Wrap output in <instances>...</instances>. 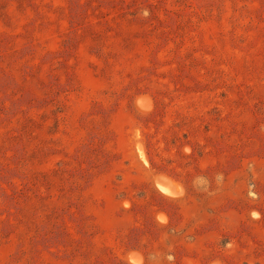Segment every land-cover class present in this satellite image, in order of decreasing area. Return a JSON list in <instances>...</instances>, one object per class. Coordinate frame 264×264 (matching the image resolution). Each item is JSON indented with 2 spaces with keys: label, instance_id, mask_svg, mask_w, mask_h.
Here are the masks:
<instances>
[{
  "label": "rangeland",
  "instance_id": "374dc122",
  "mask_svg": "<svg viewBox=\"0 0 264 264\" xmlns=\"http://www.w3.org/2000/svg\"><path fill=\"white\" fill-rule=\"evenodd\" d=\"M182 1L0 0V264H264V0Z\"/></svg>",
  "mask_w": 264,
  "mask_h": 264
},
{
  "label": "trees",
  "instance_id": "16d2710c",
  "mask_svg": "<svg viewBox=\"0 0 264 264\" xmlns=\"http://www.w3.org/2000/svg\"><path fill=\"white\" fill-rule=\"evenodd\" d=\"M194 0H183L182 2H180L178 5L181 7V8H188L190 6H188L189 4H191ZM200 5H202L201 8H204V9H211L213 7H215L217 5L216 1L214 0H198ZM219 4V2H218ZM139 16H141L143 19L144 18H148L149 16H151V12L147 9H141L140 10V14ZM146 149L148 150V147L146 145Z\"/></svg>",
  "mask_w": 264,
  "mask_h": 264
},
{
  "label": "bare ground",
  "instance_id": "6f19581e",
  "mask_svg": "<svg viewBox=\"0 0 264 264\" xmlns=\"http://www.w3.org/2000/svg\"><path fill=\"white\" fill-rule=\"evenodd\" d=\"M163 181H164V180H163ZM169 190H170V189H168V190H162V189H161L160 191L163 192L164 194H166L167 196L169 195V196H174V197H175V195H173V194H171V193H170V194H167V193L169 192ZM164 191H167V193L164 192ZM170 192H172V190H171ZM174 194H175V193H174ZM176 197H177V196H176Z\"/></svg>",
  "mask_w": 264,
  "mask_h": 264
}]
</instances>
